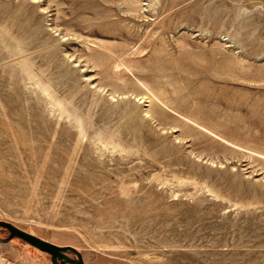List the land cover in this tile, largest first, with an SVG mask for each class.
Returning <instances> with one entry per match:
<instances>
[{"label": "rangeland", "instance_id": "obj_1", "mask_svg": "<svg viewBox=\"0 0 264 264\" xmlns=\"http://www.w3.org/2000/svg\"><path fill=\"white\" fill-rule=\"evenodd\" d=\"M0 221L84 264H264V0H0Z\"/></svg>", "mask_w": 264, "mask_h": 264}, {"label": "water", "instance_id": "obj_2", "mask_svg": "<svg viewBox=\"0 0 264 264\" xmlns=\"http://www.w3.org/2000/svg\"><path fill=\"white\" fill-rule=\"evenodd\" d=\"M0 227H4L10 232V236L8 237V239L3 240L4 242H7L14 237H18L28 242L32 246L38 248L39 250L49 253L51 255L53 264H66L67 262L72 264H84L80 253H78L76 249L70 246L63 247L54 245L32 234L22 231L14 227L10 223L4 221H0ZM64 252H74L78 256V259L69 258L64 254ZM58 260H60L61 263H58Z\"/></svg>", "mask_w": 264, "mask_h": 264}, {"label": "bare ground", "instance_id": "obj_3", "mask_svg": "<svg viewBox=\"0 0 264 264\" xmlns=\"http://www.w3.org/2000/svg\"><path fill=\"white\" fill-rule=\"evenodd\" d=\"M153 194L156 195V193H153ZM152 200H154V199H152ZM118 202H119V200H118ZM129 202H125V206L124 207L126 208V210H128V213L130 214V222L132 224H137L136 222H138L139 220H145L146 222L149 219L156 220L159 216L162 215V209L159 208V204L157 205L155 202H152V201L146 199L145 197H140L138 200L136 199V201H135L136 203L135 204L133 202H130V203ZM119 206H121V204ZM121 209L123 210V208H121ZM128 223H129V221H128ZM128 223H127V225H128ZM129 225L131 227V224H129Z\"/></svg>", "mask_w": 264, "mask_h": 264}]
</instances>
